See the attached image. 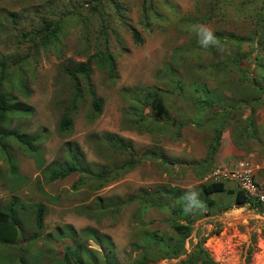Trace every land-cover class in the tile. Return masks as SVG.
Listing matches in <instances>:
<instances>
[{
	"label": "rangeland",
	"instance_id": "374dc122",
	"mask_svg": "<svg viewBox=\"0 0 264 264\" xmlns=\"http://www.w3.org/2000/svg\"><path fill=\"white\" fill-rule=\"evenodd\" d=\"M263 17L264 0H0V70L3 65L6 73L1 84L29 109L25 116H11L3 130L14 129L15 136L43 132L39 165L23 144L3 140L13 166L0 152V210L12 204L21 227L16 243L0 241V264H65L64 248L74 244L69 228L82 251L72 259L78 263L67 264H131L140 250L134 243L144 230L165 236L173 221L185 223L180 209L210 181L222 138L246 155L253 152V158L237 160L250 163L262 179ZM195 25H206L223 42L203 46ZM36 29H42L40 34H33ZM51 29L55 35L46 38ZM80 62L88 63V75L73 79L67 70ZM168 67L172 74L163 76ZM19 76L25 82L17 83ZM21 83L28 96L18 93L15 85ZM204 83L226 103L240 95L238 86L255 85L259 97L248 99L255 102L254 117L246 105L229 112L213 155L209 125L218 117L214 110L222 113L220 102H198L199 125L189 122L190 99L207 95ZM146 89L153 98L147 95V103L134 110ZM92 97L100 101L98 113L91 108ZM64 112L72 116V125L62 135L57 123ZM115 133L130 144L129 151L109 147ZM68 144L78 146L91 174L48 180L51 164H61ZM129 156L135 162L120 168ZM101 167L105 176L94 178ZM223 185L231 192L211 195L218 202L208 214L190 217L183 251L146 264H264V202L257 208L237 206L232 184ZM128 195L135 201L120 205L117 213L103 209ZM40 204L43 223L37 229L34 213ZM89 230L102 235L101 242ZM110 247L109 257L103 258Z\"/></svg>",
	"mask_w": 264,
	"mask_h": 264
},
{
	"label": "trees",
	"instance_id": "16d2710c",
	"mask_svg": "<svg viewBox=\"0 0 264 264\" xmlns=\"http://www.w3.org/2000/svg\"><path fill=\"white\" fill-rule=\"evenodd\" d=\"M11 19L13 23L16 22L14 17H11ZM262 20H264V17L262 18ZM48 24H49V21H46L45 27H43V29H47ZM40 31H42V29H36L33 34L38 35L40 34ZM55 32H56L55 29H51L48 33H46V38L48 37L53 38V36L55 35L54 34ZM131 34H132V37L136 41L140 40L139 36L137 35L136 31L133 28H131ZM24 35L25 33H23V36ZM216 38H217L218 43L221 44L223 42L220 36H216ZM236 57L239 62L240 56L238 53H236ZM107 62L109 63L108 64L109 69H112L114 65H113V61L110 56H107ZM3 68L4 66L2 65L1 70H0V152L5 156L8 163L11 166H13L12 159L9 157V152L7 150L8 147H6L5 144L3 143L4 138L9 137V138L14 139L17 142H20L21 145L23 144V147L29 153L27 155L29 156L32 155L33 158L36 159L39 165L41 164L39 161V157H40L39 156V145L41 143V140L43 139V132H40V131L38 133L34 132L28 136H15L13 133L14 129H12L11 132H5L3 130L4 128L3 126L8 123V120L10 119L11 116H25L27 115V113H29V109L27 105L25 103H21V101L18 100L16 95L10 93L9 89H6L2 86L1 79L4 78V76L6 75L4 70H2ZM168 69H169L168 72L166 69L162 73L163 76L167 75V73L172 74L173 69H171V67H168ZM88 71H89L88 63L80 62L76 64L75 66L71 67L70 69H68L67 73L71 78L74 79L76 78V75L78 74L87 76ZM14 79L15 81H18L17 83L19 82L23 83V81L25 82L23 77H20V76L19 78H14ZM22 83L15 85L19 87L20 90L23 92L22 93L21 91H18V93L25 94L26 96H28V87L23 86ZM204 88L207 90L206 96L203 97L200 95L198 97L195 96V98L192 97L190 99V104L192 106L190 113L192 114V116L189 122H194L196 120L197 126L199 125V120L197 118L195 119L196 117L195 107L198 102H201V101L205 102L206 106H210L211 103L220 102L219 105L222 109L220 112L222 113L220 115L216 114L217 112L214 110L215 115L218 117L216 118V121H212V123L209 125L212 127V131H211L212 136L210 139L213 140V142L210 143L209 145V150H210V154L213 155L214 149H215L214 143L218 142L220 133L222 132L223 128L225 127V125L228 123V121L231 118L229 116V112L234 113V110L236 111L237 109H239L240 106L246 105L249 108V112H250L249 116L254 117V112H255L254 103L255 102L252 100H256L259 97H258V93H257V89L255 85L251 87H246V88H244L243 86H238L237 87L238 90L236 91V93L238 92L240 93V95L238 96L236 95L234 99L231 100L232 103H229V102L226 103V101L224 100L225 97L217 94V92H215L214 89L213 90L209 89L207 84L205 83L203 85V89ZM258 89H263V88L262 86H259ZM147 95H149L150 98H153L152 95L149 93V91L146 89L144 92V96L142 98L136 99L138 100L137 103L139 104V106L134 105V110L144 106L147 103V100H146V98H148ZM250 98L252 100H248ZM91 103H92L91 108L93 109V111L95 113H98L100 110V106H101L100 101L97 98L92 97ZM70 106L74 112V108L72 107L71 104L69 105V107ZM205 108L206 110H208L207 107ZM66 112H64V114L61 116V118L59 119L57 123V130L62 135L65 134L66 131L69 132V130L71 129V125H72V116H70L69 113H66ZM112 136H115L114 139L107 141V143L109 144V147L111 149L116 151V153L117 151H129L130 150L129 143L128 144L123 143L122 139L118 137L116 134H113ZM68 145L69 146L66 151L67 155L62 158V161L60 162L61 164H58L57 166L56 165L52 166L51 164V169L49 170L48 175H47L48 180L63 179L70 174H84V173L91 174V170L89 167L90 164L87 161L86 157L82 155L78 146L76 144H71V145L68 144ZM96 146H99V144H96ZM208 160L209 159L205 157L202 161L206 162L205 164H207ZM133 161L134 160L129 156L127 159H125L119 164V167L120 168L131 167V165L133 164ZM107 165H110V164H107ZM105 174H106L105 169L101 167L98 170L97 174L93 177L100 178L101 175L105 176ZM82 180L83 178L80 176L77 179L78 182H82ZM76 186L77 185H75V183L71 185L72 188H76ZM182 192H183L182 190L178 191L180 196L184 197L182 196ZM230 192H231L230 189L225 188L223 183L221 182H207V183L202 184L200 187V191L198 192V195L196 198L199 201L197 206L200 208L196 209L194 208V206H192L190 209L184 210L186 206L181 207L180 212L183 213L181 214V216L185 220V223L173 221V223L170 226L171 232L168 235L161 236L155 231L144 230V232L140 234V241H137L136 243H134L135 246L133 245L136 249L139 248L140 250L137 252L131 264H146L148 262H152L157 259L176 257L177 255H179L184 249V246H183L184 240L189 235L190 230H191V225L189 221L190 217L194 215L193 218H197V217L208 214L207 209L208 208L211 209L218 202L216 199L212 198L211 195H219L221 193H230ZM117 199L120 201H118ZM117 199H116L115 204L107 205V207L105 206V208L103 209L109 213L111 212L117 213V208L120 205L135 201L132 195H128L123 200L119 199L118 197ZM246 200L247 199L243 196L241 192L234 191L233 201L236 205L240 206L244 204ZM250 204H252V207L255 206L256 208L260 206V203L257 201H253ZM199 209H200V212L197 213V210ZM43 210H44V206L40 204L37 206L35 213H34L35 226L37 229H39L43 223ZM18 222L19 220L14 210V206H12V204H10V206L6 208L5 210H0V241L6 240L8 242H5V243H8V244H12L14 242L16 243V236L17 234L20 233V232L17 233L18 227L19 229L21 227ZM69 231H70V236H72L71 243H74V244L70 246H66L64 248V251L62 254V261L65 264L70 263L72 259L80 258L79 251H82V247L80 246L78 240L75 238L74 231H72L71 228H69L67 232L69 233ZM88 235L92 237L96 242H101V239L103 238L102 235L96 234L93 230H89ZM18 237L19 236H17V238ZM30 238H33V237H30ZM105 243L110 245L108 238H106ZM110 250H111V247L110 249L104 252L103 258L107 259V257H109ZM200 250L202 251V249ZM76 261H79V260H75V261L72 260V262L78 263ZM111 262L115 264L112 260Z\"/></svg>",
	"mask_w": 264,
	"mask_h": 264
},
{
	"label": "built area",
	"instance_id": "2783aa9c",
	"mask_svg": "<svg viewBox=\"0 0 264 264\" xmlns=\"http://www.w3.org/2000/svg\"><path fill=\"white\" fill-rule=\"evenodd\" d=\"M209 180L214 182L233 181L235 187L249 199L257 202L264 200V186L253 176L251 165L244 160L235 162L232 166H214L209 172Z\"/></svg>",
	"mask_w": 264,
	"mask_h": 264
},
{
	"label": "clouds",
	"instance_id": "9594fccd",
	"mask_svg": "<svg viewBox=\"0 0 264 264\" xmlns=\"http://www.w3.org/2000/svg\"><path fill=\"white\" fill-rule=\"evenodd\" d=\"M194 31H196L197 32V35L198 36H201V38H202V44H203V46H205V47H209V46H215V45H217V38L215 37V35H214V33L206 26V25H195L194 26V29H193ZM116 134V133H115ZM118 136H120V135H118ZM239 161V160H238ZM244 161H246V160H244ZM237 162V161H236ZM235 163V162H234ZM234 163H232L231 165H229V166H226V165H221V164H214L212 167H211V169L214 167V166H216V165H221V166H226V167H230V166H232ZM253 176H254V178H255V175H254V172H253ZM255 180L256 181H258L256 178H255ZM209 182H214V181H212V180H210ZM225 182H227V183H230V184H232V186H233V190L234 191H239L236 187H235V184H234V182L233 181H221V183H225ZM258 183L259 184H261V185H263L264 186V183H262V182H259L258 181ZM240 192V191H239ZM244 196V195H243ZM245 197V196H244ZM246 198V197H245ZM247 200H246V202L244 203V204H250V203H252L253 201H255V200H253V199H249V198H246ZM188 200H189V203L186 205V209H190L193 205H195V204H198L199 203V201L196 199V197H195V194H192L191 196H189L188 197ZM262 202H264V200L262 201ZM260 203V202H259ZM250 205H252V204H250ZM186 239V238H185ZM183 246H184V244H183ZM185 248V247H184Z\"/></svg>",
	"mask_w": 264,
	"mask_h": 264
},
{
	"label": "crops",
	"instance_id": "0c3cea01",
	"mask_svg": "<svg viewBox=\"0 0 264 264\" xmlns=\"http://www.w3.org/2000/svg\"><path fill=\"white\" fill-rule=\"evenodd\" d=\"M223 142V138L220 141V145L218 147V150L216 152V155L214 157V164H221L222 162L226 161V160H236L239 159L241 157V155H246V153H243L242 149L237 148L234 144L232 145L231 143H222ZM250 151H248L249 153ZM248 157H252L253 158V152H250V154L246 155ZM242 160V159H241ZM236 161H233L236 162ZM250 164V163H249ZM251 165V164H250ZM252 167V166H251ZM253 168V167H252ZM257 168V166L255 165V169ZM257 170V169H256ZM255 172V171H254ZM255 178L257 179L256 174L254 173ZM259 182L264 183V174L262 175V179L258 178L257 179ZM250 205V204H249ZM238 206V205H237ZM252 206V205H250Z\"/></svg>",
	"mask_w": 264,
	"mask_h": 264
}]
</instances>
